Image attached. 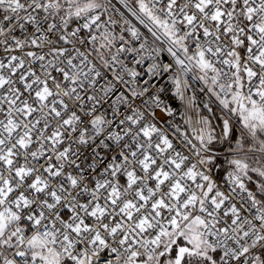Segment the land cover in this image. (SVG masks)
I'll return each mask as SVG.
<instances>
[{
  "label": "snow or ice",
  "instance_id": "6c2138e0",
  "mask_svg": "<svg viewBox=\"0 0 264 264\" xmlns=\"http://www.w3.org/2000/svg\"><path fill=\"white\" fill-rule=\"evenodd\" d=\"M0 264H264V0H0Z\"/></svg>",
  "mask_w": 264,
  "mask_h": 264
}]
</instances>
